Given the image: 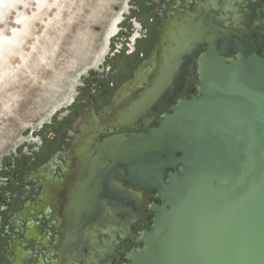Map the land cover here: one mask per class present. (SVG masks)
Here are the masks:
<instances>
[{
  "label": "water",
  "instance_id": "95a60500",
  "mask_svg": "<svg viewBox=\"0 0 264 264\" xmlns=\"http://www.w3.org/2000/svg\"><path fill=\"white\" fill-rule=\"evenodd\" d=\"M158 1L118 0L59 99L0 100V264L60 263L58 251L48 256L30 232L46 236L48 248L55 245L49 234L56 232L43 219L58 210L50 200L60 190L59 165L71 161L83 137H93L91 96L101 117L133 97L142 76L139 36L155 31L158 11L169 4ZM210 6L206 24L194 16L180 26L190 36L178 41L161 77H171L175 59L195 54L199 96L178 101L146 133L128 131L98 143L89 159L108 170H91L70 197L73 214L101 220L117 211L142 216V193L133 189L158 192L153 201L160 205L150 207L152 223L140 235L142 246L126 254L127 264H264V54L247 56L242 37ZM260 18L264 36V9ZM97 79L114 80V87L92 95ZM129 111L143 109L136 103ZM152 120L142 117L140 131ZM129 226L123 223L122 231ZM109 231L102 226L96 239L104 241Z\"/></svg>",
  "mask_w": 264,
  "mask_h": 264
},
{
  "label": "flooded vegetation",
  "instance_id": "af4514ba",
  "mask_svg": "<svg viewBox=\"0 0 264 264\" xmlns=\"http://www.w3.org/2000/svg\"><path fill=\"white\" fill-rule=\"evenodd\" d=\"M168 1L169 4L167 6H164L161 0L158 1V5H163L164 8L158 11V15L160 16L158 17L159 20H157V30L148 31L146 29L139 36L142 48L139 52L142 57L139 70L142 72V76L136 77L135 82L139 87L137 88L133 85L131 89V96L133 97L125 98L124 102L116 107L112 106L115 104L113 101L112 107L108 108L106 112V116L101 117L99 116V103H97L95 96H91L93 109L90 119L94 122V125H97V128L90 132L93 134V137L91 139L88 138V135H86L85 139L83 137L81 142L76 143V145L78 143L79 145L76 147V151H74V156H71V161L67 163L66 159H64V162L59 165L61 171L60 190L57 197L49 199L50 201L53 200L52 202L56 201L54 204L55 206L58 204V210H54L55 213L52 219L49 213L43 219V222H47L48 226L56 232V234H49L54 240L55 245L51 249L50 247L48 248L46 236H39L34 231L30 232V238L39 243L48 256L55 253L54 251H58L60 263L67 264L70 261V264H115L117 262L127 264L126 254L142 246L140 235L148 230L153 220L150 207L155 204L160 205V202L153 201L158 192L146 193L140 189H133L142 193L145 206L142 216L138 214V210H132L125 214L117 211V213L109 212L107 218L101 220L94 215L89 218V215L84 212L79 214L75 212L73 214L72 210H69L70 197L76 191L78 184H83L90 178L91 170L95 172H100L102 171L101 169H103V172L108 170L106 163L101 164V168L99 161L92 163L89 159L91 156L97 155L94 150L98 143L112 135L124 134L128 131L129 133H146L158 127L162 117L165 114H171L178 101L188 100L191 96H199L197 88L198 69L196 66L195 71H193L194 63H192L195 54L189 57L181 56L179 57L181 61L175 59L171 65L175 69L171 77L168 78L167 76L165 80L161 79L165 75L164 71L168 68L167 63H169L168 61L172 57L171 52H177V50H173L178 49V41L184 38V33L186 36H190L188 32L182 31L180 26L184 22L185 24L187 22L190 23L194 19V16L202 18L203 23L206 24L207 21L211 20L208 11L209 9L211 10L210 5L212 4L216 8L213 11L216 14L215 16L220 21L229 24L230 27L224 26L223 23L220 25L226 29L230 28V30L242 37L248 47L245 53L247 56L252 53H257L260 56L264 54V36H261L263 31L258 27V24L261 22L260 12L264 9V0ZM105 84L106 88H104ZM110 86L114 87V80L107 79L104 82L102 79H97L96 83H93L89 89L92 90L91 92L93 93L90 92L92 95L98 93V96H103L111 89ZM118 93H121V89H119ZM136 103H139L143 112L131 115L129 109L134 107ZM139 116L145 119H153L150 125L143 131H140L142 123L140 121L141 118H138ZM96 138L99 140L95 141ZM99 167L101 168L100 170ZM120 168L124 170V168ZM171 172L173 171L167 172V178ZM118 176L116 174L114 179L117 180ZM48 203L51 202L48 201ZM110 209L108 207L107 210ZM30 219L34 220V223L38 220L34 215H31ZM137 220H140L139 223H133ZM123 223H126L127 226L130 224L128 230L125 232L122 231ZM132 223L142 224V227L131 229ZM104 225L110 227L109 234L104 241L97 240L96 236L102 238V235L96 231L100 230ZM83 230L89 231L90 235L83 237ZM107 239L108 241H106ZM67 243H70V245Z\"/></svg>",
  "mask_w": 264,
  "mask_h": 264
},
{
  "label": "rangeland",
  "instance_id": "374dc122",
  "mask_svg": "<svg viewBox=\"0 0 264 264\" xmlns=\"http://www.w3.org/2000/svg\"><path fill=\"white\" fill-rule=\"evenodd\" d=\"M22 1L20 11L35 18L37 0ZM117 1L61 0L59 8L50 2L51 10L31 23L22 53L10 60L12 73L0 75V100L59 99ZM18 15L9 9L2 33L13 35Z\"/></svg>",
  "mask_w": 264,
  "mask_h": 264
},
{
  "label": "bare ground",
  "instance_id": "6f19581e",
  "mask_svg": "<svg viewBox=\"0 0 264 264\" xmlns=\"http://www.w3.org/2000/svg\"><path fill=\"white\" fill-rule=\"evenodd\" d=\"M35 2L36 3L34 4L38 5L39 12L37 15H33L35 17L33 18L27 16L24 11H20L22 8L19 6V4L22 6V3H24L22 0H0V24L2 25V23H4L5 14L9 12V9H15L17 11L19 15L15 18L14 23L16 25L20 24L16 29H14L13 35L12 33L10 34L12 36H7L2 33V26H0V75L3 78L9 76L12 73L11 70L13 68H11L10 60L14 56L19 55L20 52L22 53L21 48L24 47L23 43L27 36H29L28 33L31 23L41 17V14H46L49 9L48 6H50V2H53V5H56L55 7L59 8L61 6V0H37ZM50 10L51 9H49V11ZM50 65L51 64L47 65V67Z\"/></svg>",
  "mask_w": 264,
  "mask_h": 264
}]
</instances>
